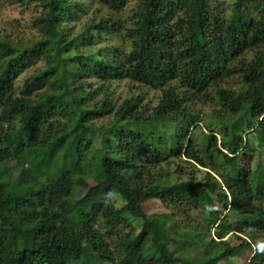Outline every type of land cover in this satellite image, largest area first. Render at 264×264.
Masks as SVG:
<instances>
[{
	"label": "trees",
	"instance_id": "16d2710c",
	"mask_svg": "<svg viewBox=\"0 0 264 264\" xmlns=\"http://www.w3.org/2000/svg\"><path fill=\"white\" fill-rule=\"evenodd\" d=\"M129 1L14 0L34 33L0 31V264H264L261 0L227 17L208 0ZM215 100L219 139L194 111ZM182 159L216 177L178 180ZM131 207L157 238L133 231Z\"/></svg>",
	"mask_w": 264,
	"mask_h": 264
},
{
	"label": "rangeland",
	"instance_id": "374dc122",
	"mask_svg": "<svg viewBox=\"0 0 264 264\" xmlns=\"http://www.w3.org/2000/svg\"><path fill=\"white\" fill-rule=\"evenodd\" d=\"M236 0H208L209 6L211 9L214 8H219L220 12H223V14L227 17L230 12L231 9L234 5ZM137 0H130L129 1V7H135ZM261 4H263L261 6V10H262V14L260 16V21L258 20L259 17L256 19V21L258 22V25L256 24L255 27L257 28V26H259V29L261 28L262 24H264V0L262 2V0L260 1ZM34 16V10L33 8H27L25 6L16 4L14 2V0H0V31L2 33H10V35H12V37H16V38H28L30 35H32L34 32L33 30H31V25H30V21ZM25 77V75H23L19 81H21L23 78ZM18 82H16L17 85ZM229 85L233 86V87H238V80L237 78H233L230 79L229 81ZM127 84L125 83H121L120 86L116 89V95H118L120 98H124L126 97V93H127ZM132 92H134V94H138L137 90H133ZM145 95L147 96L148 101L153 99H156L157 96L159 95L158 92L155 91H147L145 93ZM194 111L200 116L201 119V123L199 124V126L201 127V129L205 132L208 133L209 130H213L216 131V129H219L218 126H216L217 124L215 123H223V118H219L217 120L214 121V119L212 118L213 115H222L224 112V109L222 108V106L217 103V100L212 101L211 104L209 105H203V104H199L194 108ZM194 131V130H193ZM219 130H217L215 132L216 137L219 139L220 135H219ZM180 166L181 167V171H183L182 175L177 176L178 180H183L186 178H195L196 180H203L206 176L205 173H209L211 174L213 177H216L214 175V173L210 172L207 169H203L201 168L199 165H197L194 162H184V159H182V161H172L171 166L169 167V171L172 172L175 167ZM11 164H8V167H10ZM165 169H167L168 167H164ZM205 180V179H204ZM176 180H173L172 182H175ZM82 189V188H81ZM74 194L76 197L80 196V190H76L74 191ZM119 206H121V202L118 203ZM219 206V205H217ZM204 211V214H202V212ZM145 212V210H144ZM127 216L128 218H131V220H133L134 224H133V231L138 233L139 231L145 232V231H150L153 238H157V234H156V230L154 226H150L149 225V220L147 219V221L145 222L143 217H142V211L138 210L134 207H131L128 210ZM207 213L206 207L203 203L200 204V208L198 210V212H194L192 214H190V218L193 219L194 222L196 223H204V215ZM214 216V214H213ZM180 225L182 226L181 228H177L175 229L170 235L169 238L166 240V242L168 243V247L172 250H175V247L177 246L175 243H171L172 240H177L179 239V234L182 231L181 229H184V224L179 221ZM205 224V223H204ZM130 229L126 228V229H115V230H111L109 232H106V237L109 241V243L112 245L115 244V242L118 240L119 236H121L122 234H128L130 233ZM9 231H11L13 234H15L19 240L22 241V243L24 245H29L30 241H31V230L26 229V228H22L20 227L18 224L13 225L11 228H9ZM243 239H245V237L241 236ZM228 237H226V239H228ZM246 240V239H245ZM239 243V241L236 239L232 245H237ZM176 251V250H175ZM250 258L249 254H244L241 258L239 259H235L233 262H231L230 264H247L248 259ZM222 264H227V263H222Z\"/></svg>",
	"mask_w": 264,
	"mask_h": 264
}]
</instances>
